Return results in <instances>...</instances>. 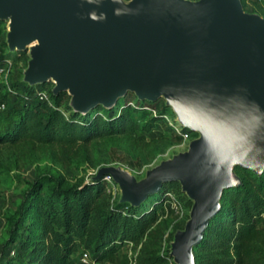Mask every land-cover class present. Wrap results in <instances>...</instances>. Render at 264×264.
<instances>
[{"label":"water","instance_id":"95a60500","mask_svg":"<svg viewBox=\"0 0 264 264\" xmlns=\"http://www.w3.org/2000/svg\"><path fill=\"white\" fill-rule=\"evenodd\" d=\"M9 11L10 45L21 51L30 34L40 43L27 78L45 82L41 75L54 70L51 92L70 95L75 110L110 106L126 90L146 100L163 94L184 127L200 130L186 154L136 185L101 171L131 204L179 183L191 206L173 254L192 264L190 248L216 213L220 189L239 184L230 164L255 175L264 166V25L240 16L233 0H132L123 13L116 0H0V17Z\"/></svg>","mask_w":264,"mask_h":264},{"label":"trees","instance_id":"16d2710c","mask_svg":"<svg viewBox=\"0 0 264 264\" xmlns=\"http://www.w3.org/2000/svg\"><path fill=\"white\" fill-rule=\"evenodd\" d=\"M1 47L3 44L0 62L5 58ZM13 57V61L23 58L24 52L15 51ZM10 87L20 102L15 108L8 107L5 116L0 115V144L58 143L72 147L105 135L131 131L134 126L131 113L144 116L148 107L153 106L144 101L128 102L124 97L112 110L97 106L80 115L71 112L65 92H51V81L33 87L14 83ZM4 100L1 98L0 103ZM159 119L160 114L151 117L140 127L141 131H150ZM235 174L241 184L224 191L220 210L209 219L201 241L192 249L195 264H264V220L261 218L264 171L255 176L239 168ZM102 183L99 180L78 187H63L53 176L38 177L23 192L15 220L7 219L10 225L5 245L17 244L20 251L27 252L29 261L14 263L15 257H12L3 264H80L78 257L82 252H87L95 264L111 263L123 244L137 246L154 224L155 212L143 209V205L136 208L109 205L101 199ZM164 193L174 194L187 211L190 209L191 201L180 191L177 182L162 184L159 194L150 198L158 201ZM30 210L40 221L25 237V213ZM186 216L187 213L184 220ZM160 262V258L151 256L138 264ZM120 264H127L125 256Z\"/></svg>","mask_w":264,"mask_h":264},{"label":"rangeland","instance_id":"374dc122","mask_svg":"<svg viewBox=\"0 0 264 264\" xmlns=\"http://www.w3.org/2000/svg\"><path fill=\"white\" fill-rule=\"evenodd\" d=\"M116 1L121 13L127 9L130 2V0ZM173 1L184 2L188 5H195L199 2V0ZM233 1L238 7L240 16L256 19L264 25V0ZM15 20L16 17L13 11H9L0 17V45L3 44L1 48L3 55H5L1 62L4 65L6 64V73L0 76V99H3V97L5 99L3 114H0L3 116L6 115L8 107L15 108L20 102V98L12 91L11 85L21 83L24 86L33 87L39 81L27 78L31 60L30 46L24 45L21 48L24 57H19L13 61V54L16 50L10 45L9 41L11 25ZM53 85L52 83V89ZM5 95L7 96L5 97ZM124 97L128 99V102L129 100L132 103L134 101H144L153 105L148 107L144 116H140L136 112L131 113L134 126L127 133L105 135L92 139L87 143H77L72 147H62L58 143L19 142L16 144H0V264L7 262L12 257H15L14 263L19 261L27 263L29 261L27 252L20 251L17 244L5 245L10 225L7 219L13 218L15 220L17 217L16 209L22 200L23 192L27 191L40 176H53L63 187H78L102 180L103 193L101 199L107 201L109 205L118 204L126 208L129 206L136 208L143 205V209L155 212L154 224L148 229V234L137 246L125 243L118 251L113 262L105 261L98 264H120L124 256L127 264H138L151 256L160 258L162 262L159 264H179L173 254L175 236L184 231L183 227L189 213V210H186L179 198L172 193H164L162 197L159 195L158 201H153L150 197L159 194L161 186L164 184L162 183L155 192L145 194L140 200L131 204L129 201L123 200L120 183L109 174H101V171L116 170L124 174L133 185H136L145 181L147 174L154 168L186 154L190 143L200 140L201 132L196 127H184L176 114L175 106L167 104L163 94L157 95L153 100H146L139 99L133 91L126 90L123 94L116 95L114 103L110 106L95 104L85 110H75L72 106V98L68 95L67 105L71 112L84 115L97 106L112 110L116 102ZM22 99L25 100L26 97L24 96ZM131 106L130 103L129 107ZM159 114L160 119L153 124L152 129L148 132H142L140 127L151 117ZM176 130L180 135L177 134ZM181 135H184V137ZM239 168L244 169L237 164H230L229 171L237 178L239 184L236 187L220 189L217 199V211L220 210V201L223 198L224 191L240 186L241 181L235 174V170ZM263 171L264 166L259 175H254L260 176ZM186 213L187 218L184 220ZM25 217L24 235L26 237V233L30 231L31 227L36 228L39 226L40 219L32 210L25 213ZM193 247L190 248V254L192 264H195L192 253ZM140 249L143 250L140 252Z\"/></svg>","mask_w":264,"mask_h":264},{"label":"bare ground","instance_id":"6f19581e","mask_svg":"<svg viewBox=\"0 0 264 264\" xmlns=\"http://www.w3.org/2000/svg\"><path fill=\"white\" fill-rule=\"evenodd\" d=\"M130 3H132V0H130ZM120 19L123 20V18H120ZM22 41H23L22 42L23 43V46L24 45L30 46L29 53L30 52L32 53L34 50H36L40 46V43L38 42V36H35V35H32V34H30L28 36H25V38ZM34 43H37V44L35 45ZM41 77L44 78V79H46L47 81H51L52 83H54V85L56 87L59 86V82H58V79H57V77L55 75L54 70H50V71L42 74ZM66 89L68 91L69 85L66 86Z\"/></svg>","mask_w":264,"mask_h":264},{"label":"built area","instance_id":"2783aa9c","mask_svg":"<svg viewBox=\"0 0 264 264\" xmlns=\"http://www.w3.org/2000/svg\"><path fill=\"white\" fill-rule=\"evenodd\" d=\"M5 65H6V64H5ZM5 65H4L2 62H0V76H1L3 73H6ZM39 97L44 98L43 95H41V96H39ZM3 110H4V103H0V113L3 112ZM176 132H177V134H179L177 130H176ZM179 135H180V134H179ZM181 136L184 137V135H181ZM261 218H262V220H264V215L261 216ZM78 262H79L80 264H95V263L90 259V256H89V254H88L87 252H82V253L79 255V257H78Z\"/></svg>","mask_w":264,"mask_h":264}]
</instances>
